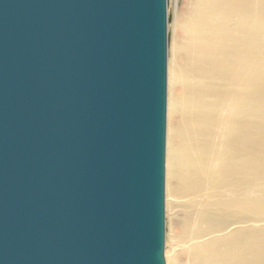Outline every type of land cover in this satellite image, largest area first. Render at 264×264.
I'll return each instance as SVG.
<instances>
[{
    "label": "water",
    "instance_id": "water-1",
    "mask_svg": "<svg viewBox=\"0 0 264 264\" xmlns=\"http://www.w3.org/2000/svg\"><path fill=\"white\" fill-rule=\"evenodd\" d=\"M168 0H0V264H166Z\"/></svg>",
    "mask_w": 264,
    "mask_h": 264
},
{
    "label": "bare ground",
    "instance_id": "bare-ground-1",
    "mask_svg": "<svg viewBox=\"0 0 264 264\" xmlns=\"http://www.w3.org/2000/svg\"><path fill=\"white\" fill-rule=\"evenodd\" d=\"M188 7L168 153L172 192L190 195L186 264H264V0Z\"/></svg>",
    "mask_w": 264,
    "mask_h": 264
},
{
    "label": "rangeland",
    "instance_id": "rangeland-1",
    "mask_svg": "<svg viewBox=\"0 0 264 264\" xmlns=\"http://www.w3.org/2000/svg\"><path fill=\"white\" fill-rule=\"evenodd\" d=\"M189 0H168V34L167 47V111H166V153H165V249L166 264H186L188 251L194 239L181 237L183 222L190 213L188 202L190 195L175 194L173 188L176 180L168 163V153L172 141V130L178 124V114L172 109L171 101L179 96L183 88L178 81H173V70L181 67V45L183 29L180 27L188 15ZM178 47V48H177ZM177 232V233H176Z\"/></svg>",
    "mask_w": 264,
    "mask_h": 264
}]
</instances>
